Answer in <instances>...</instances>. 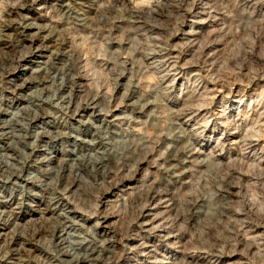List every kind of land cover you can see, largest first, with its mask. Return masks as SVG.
I'll return each instance as SVG.
<instances>
[{
  "label": "rangeland",
  "instance_id": "374dc122",
  "mask_svg": "<svg viewBox=\"0 0 264 264\" xmlns=\"http://www.w3.org/2000/svg\"><path fill=\"white\" fill-rule=\"evenodd\" d=\"M0 38V125L39 94L55 138L31 139L27 164L77 158L58 187L83 224L74 259L264 264V0H0ZM6 174L0 264H64L60 211L10 200Z\"/></svg>",
  "mask_w": 264,
  "mask_h": 264
},
{
  "label": "bare ground",
  "instance_id": "6f19581e",
  "mask_svg": "<svg viewBox=\"0 0 264 264\" xmlns=\"http://www.w3.org/2000/svg\"><path fill=\"white\" fill-rule=\"evenodd\" d=\"M9 14H11V13H9ZM1 27H2V30L4 31L5 28H7V27L8 28L13 27V23L9 22L7 24L1 25ZM8 39L9 38H0V40L4 41V43L6 41L8 42ZM61 55L62 54L59 52H54L52 54V56L54 57L53 59H55V60H57ZM53 65L54 64H52V66ZM52 66H51V68H52ZM1 72H2V69L0 68V74H1ZM60 74H62V73H60ZM60 76H62V75H60ZM43 79L44 80L41 79L42 82H47V83L50 82L51 84L56 82V80H54V78H51L49 80L46 78H43ZM60 81H62V80H60ZM34 82L35 81L32 79H28V80L23 81L19 87H20V89H23V88L27 87V83L30 84V83H34ZM59 85H60L61 89L65 88L64 82L60 83ZM44 88L49 90V87H47V86H45ZM23 98H24V100H27V101L29 100L25 97H23ZM32 99H34V100L29 105L30 110L33 112L32 117L31 116L29 117L28 115L27 116H24V115L21 116V114H20V116L17 115V117L11 118L14 121L13 123L11 121L10 122L5 121V123H2V125H0V140L4 141L7 139L8 143H9V145L7 144L8 152H4L6 150V148H4V146H0V171L1 172H7L6 176L5 177L3 176L4 179L2 180L1 186L5 190V192L9 193L10 200H13V199L16 200L17 198L20 199L21 202L19 204H24L25 198H28L32 195L33 196L37 195V196H41L44 199H46L47 204L53 205V207L51 209L59 210L60 211L59 215H61L62 220L59 222L60 223L59 225L56 224V225H53L51 227V232H52V235H54L56 237V235L57 236L59 235V234H56V233H59L58 231H63L65 233L66 237H62L61 235H59L61 237L58 238L60 240L57 242V249H55L56 253L54 252L57 255L56 257L59 258V260L61 262H63L64 264H89V261L87 260V258H81L80 257V259L78 258V260L74 259L72 254L70 253L71 252L70 249L68 248V247H70V248L71 247L81 248L83 246V244H85L84 239L82 240L78 235L77 236L79 238H75L74 237L75 232L73 233V230L76 231V230H79V228H82L83 224L79 223V220L74 218L72 211L65 209L64 207H62L63 205H61L59 203L62 200V196H61V193L58 191V187H59L60 183L62 182V179L64 178L66 171H68L69 173L74 171L73 165H74V162L77 158H75V160L72 159L74 161H72L71 159H67L68 161L62 160V162L58 164L57 169H50L49 167H46V166H48L49 162L52 160L53 155L52 156L44 155V157L36 159L37 161L34 164L31 163L33 165L27 164L28 158H30L29 157L30 154L27 153L26 151L32 150V148L30 146L31 143H29L31 139L36 140V141H41L42 139H45V138L48 140L55 138V135L51 136V134L46 130V127L50 126V122L47 120L46 121L43 120V118L42 119L39 118V115L37 113L39 110V107L43 103H47V102L44 101L43 98L41 99L39 94L36 95L35 98L33 96V98H31V100ZM31 100H29V101H31ZM48 100L50 102H52L51 101L52 98H50V99L48 98ZM13 116H14V114H13ZM36 121L39 124L36 123ZM37 127L40 128V131L39 130L35 131V128H37ZM56 136H58V135H56ZM69 136L72 137V135H69ZM101 139H103V138L101 137ZM77 140H79V139L77 137H74L73 142L76 143ZM12 141H13L15 147H13L11 145ZM56 141H57V139H56ZM100 143H101V145L103 144L102 142H100ZM19 144H21L23 146L21 149L17 146ZM87 144L93 145V143H90V142ZM73 146H74V144H73ZM75 151H76L75 146L72 149L62 150V152H64L65 154L67 153L69 155H72V154L74 155L76 153ZM44 152L47 153V151H45V149L43 150V153ZM82 163H83V161H82ZM85 164H83V168L87 167V165H85ZM97 166H99L98 168L102 167L101 160L96 163V166L93 169L96 170ZM34 167H36L39 170V173H40L39 176H35V175L31 174L30 169H33ZM16 180L24 181V184H21V185L29 184V185H31V187L33 186V187L39 188V190L41 191L42 194H36V193L30 192L31 190L26 191V190H24L23 187H22L23 188L22 191L19 192L20 194H17L16 193L17 190L15 188H16V184H18V183H16ZM21 185H19V186H21ZM0 196H2V195H0ZM8 202H9V200H4V201L0 200V203H3V204H6ZM75 228H77V229H75ZM69 229L72 230V232L69 231ZM61 257H65V258H61ZM93 261H94V264L96 262H99L98 259L97 260L95 259ZM91 262H92V260H91Z\"/></svg>",
  "mask_w": 264,
  "mask_h": 264
}]
</instances>
